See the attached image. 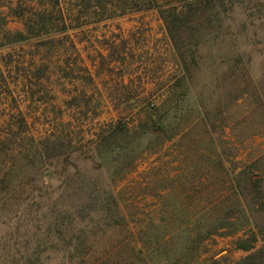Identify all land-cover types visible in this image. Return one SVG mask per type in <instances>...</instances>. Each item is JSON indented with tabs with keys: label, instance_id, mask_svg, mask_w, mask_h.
Instances as JSON below:
<instances>
[{
	"label": "rangeland",
	"instance_id": "1",
	"mask_svg": "<svg viewBox=\"0 0 264 264\" xmlns=\"http://www.w3.org/2000/svg\"><path fill=\"white\" fill-rule=\"evenodd\" d=\"M61 1L67 30L0 48V139L22 113L38 142L17 147L0 192V264H234L259 250L238 247L244 232L205 236L236 211L211 205L238 168L264 156V0L202 8L184 59L144 0Z\"/></svg>",
	"mask_w": 264,
	"mask_h": 264
},
{
	"label": "trees",
	"instance_id": "2",
	"mask_svg": "<svg viewBox=\"0 0 264 264\" xmlns=\"http://www.w3.org/2000/svg\"><path fill=\"white\" fill-rule=\"evenodd\" d=\"M14 1L17 2V5H14ZM101 1L103 2L105 0ZM161 1L144 0V8H159L166 25L167 33L174 42L177 51L179 53L181 51L180 55L184 59L186 54L193 55V48H196L197 51L203 39L200 36L201 30L193 28L190 25L193 18L200 19V17H197L199 16L198 11H201L202 8L209 9L214 4H217V6L221 5L225 11L227 7L228 9L230 7L233 8L235 5L244 4L246 1L251 0H179L178 2H173L165 6L160 4ZM3 2L4 0H0V11L4 7H9L15 17L24 21L25 30L24 32L18 33L9 31L6 27L7 18L0 12V23H2L0 30V48L9 44L23 43L31 38L43 37L45 35L50 36L52 28L58 23L59 26H62V30L68 29L66 14L61 8V0H36L35 2L31 0H8L10 3ZM55 15H59V18L57 19L56 17V19H53ZM207 24L209 30L214 28L211 27V21L207 20ZM237 62L243 64L244 60L240 56ZM185 63L186 61L184 62L183 72L186 74L188 67ZM192 64H195L194 60H192ZM0 72H2L1 67ZM8 124L10 127L9 132H7L3 139H0V184H5V187L1 188L0 192L5 194L10 191L9 184L12 181L9 178L12 175V167L14 166L11 157L17 151V147L25 151L27 141L32 146L38 143L37 139L29 133L28 122L22 113H20V117L11 119ZM15 129L18 131H15ZM25 158L28 159L29 157L25 156ZM261 162H264V156L263 158H256L254 161L238 168L239 171L236 172L233 184L229 189L230 196L223 200L218 199V204L211 205L212 207L220 208L221 206H229L231 203L234 207L236 206V211L232 210L219 218V225H216L214 229L208 231L205 238L218 233L228 235L244 232L245 237L238 243V247L245 251L255 249L260 238L264 240V167L262 169L259 166ZM43 164L41 165L45 166ZM42 170L43 177L47 178V172L49 170L45 167H42ZM109 196L110 199H113L110 201V205L112 204L118 208V202L114 198V192L112 193L110 191ZM109 210L111 208H105L108 215ZM108 219L114 225H118L121 217H112L109 215ZM106 226L110 227L109 223ZM229 229H232V231H228ZM234 264H264V244L259 250L252 252Z\"/></svg>",
	"mask_w": 264,
	"mask_h": 264
}]
</instances>
